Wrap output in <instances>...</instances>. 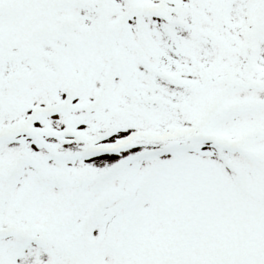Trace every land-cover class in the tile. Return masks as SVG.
<instances>
[{
	"label": "snow or ice",
	"instance_id": "6c2138e0",
	"mask_svg": "<svg viewBox=\"0 0 264 264\" xmlns=\"http://www.w3.org/2000/svg\"><path fill=\"white\" fill-rule=\"evenodd\" d=\"M0 264H264V0H0Z\"/></svg>",
	"mask_w": 264,
	"mask_h": 264
}]
</instances>
